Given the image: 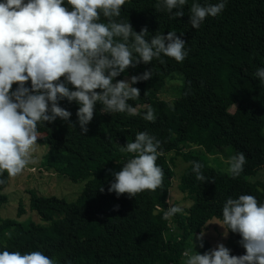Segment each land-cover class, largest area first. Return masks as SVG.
Masks as SVG:
<instances>
[{"label":"trees","instance_id":"obj_1","mask_svg":"<svg viewBox=\"0 0 264 264\" xmlns=\"http://www.w3.org/2000/svg\"><path fill=\"white\" fill-rule=\"evenodd\" d=\"M219 2L187 0L184 15L171 19L166 9L157 8L162 0H126L118 21L128 19L136 32L146 27V40L174 31L187 42L188 55L183 62L163 56L164 63L157 59L140 63L114 78V82L129 79L151 69V79L132 85L140 89V97L128 101L141 115L102 112L97 102L88 132L82 134L76 115L79 104L66 98L59 102L71 112L75 127L60 118L38 125L37 142L47 146L41 164L73 182L85 180L83 189L72 202L30 191L29 209L42 223L18 221L26 213L19 203L16 218L0 216V251H41L54 264H184V255L173 247L185 243L213 218L223 223L227 198L250 194L264 203V180H249L264 169V82L255 76L264 67V0H225L219 15L206 17L199 28L191 26L193 3ZM175 74L181 83L176 98L169 102L160 92ZM16 87L13 84V90ZM149 106L155 122L143 119ZM141 131L161 141L163 155L156 163L164 171L162 189L132 198L127 194L117 197L107 190L114 180L111 172L119 171L133 155L124 150L125 145ZM171 152L186 163L178 188L191 203L165 220L161 209L170 207L174 176L173 159L168 158ZM241 152L247 162L239 176L209 164L212 156L231 157ZM193 161L201 163L203 174L214 182L198 181ZM0 179L4 180L2 191L8 183L7 173ZM7 199L0 193V207ZM240 240L238 233L227 230L231 255L245 253ZM206 250V246L202 248Z\"/></svg>","mask_w":264,"mask_h":264},{"label":"clouds","instance_id":"obj_2","mask_svg":"<svg viewBox=\"0 0 264 264\" xmlns=\"http://www.w3.org/2000/svg\"><path fill=\"white\" fill-rule=\"evenodd\" d=\"M125 3L126 0H0V176L6 172L15 178L34 162L32 154L40 138L38 125L60 118L75 127L70 121L71 112L60 106L61 100L79 104L77 123L80 132L86 134L97 102L102 112L141 115L128 101L140 97V89L132 85L151 79V69L129 79L114 82V78L153 59L164 63L163 56L177 62L186 58L187 42L176 32L156 34L146 40V27L136 32L128 19L118 21ZM186 3L187 0H162L157 8L166 9L170 18L176 19L184 15ZM224 8L225 0L207 6L193 3L191 26L199 28L206 17H215ZM102 17L107 22H102ZM255 76L264 82V67L258 68ZM13 84L17 85L14 90ZM143 119L155 122L151 106ZM124 150L133 155L119 171L111 172L114 180L108 192L132 198L143 191L162 189L164 171L156 163L163 155L161 141L141 131L134 141L126 143ZM246 162V156L237 153L226 161L228 171L233 177L239 176ZM192 164L198 181L214 182L203 174L201 163ZM100 191H104L102 186ZM161 211L167 220L183 209L173 205ZM222 217L220 225L227 226L224 235L227 230L238 233L245 253L231 255L229 248L217 243L201 254L194 250L192 239L193 251L184 252V264H264V203L250 194L229 197L223 204ZM203 236V231L195 235L200 247ZM0 264L54 261L41 251L3 250Z\"/></svg>","mask_w":264,"mask_h":264},{"label":"rangeland","instance_id":"obj_3","mask_svg":"<svg viewBox=\"0 0 264 264\" xmlns=\"http://www.w3.org/2000/svg\"><path fill=\"white\" fill-rule=\"evenodd\" d=\"M180 83L181 80L178 74L170 77L163 90L160 92V97L172 102L177 96V87ZM187 148H184L183 151ZM46 152L47 146L37 142L35 151L32 154L34 162L30 164L21 175L15 178L8 177L7 186L0 191V193L6 194L8 198L7 202L0 207L1 218H16L19 203H22L26 213L17 217L18 221L30 219L36 223H42L36 212L29 209V192L32 190L39 195H53L58 198H63L68 202L74 201L79 193H81L85 180L73 182L69 178L53 170L44 169L41 163L45 159ZM169 157L173 159L170 164L173 168L174 176L169 188L168 204L169 206L178 205L184 209L190 205L191 200L179 190L178 184L180 176L186 167V163L180 156H176L173 152L168 154V158ZM229 158L230 157L222 155L212 156V158L209 159V164L216 166L218 169L228 171L229 165L226 161ZM249 180H264V169H259L254 175H250ZM220 224H222V222L216 218L207 221L205 225L197 233L192 234L185 243L180 244L177 248L173 247V249L183 255L185 251L192 252V239L194 250L201 254L204 253L202 251L203 247L206 246V251H209L215 248L217 243H223L228 248L227 236L224 235L226 228H224L225 226L222 227ZM201 231L204 232L203 247H200L199 242L195 240V235L199 234Z\"/></svg>","mask_w":264,"mask_h":264}]
</instances>
